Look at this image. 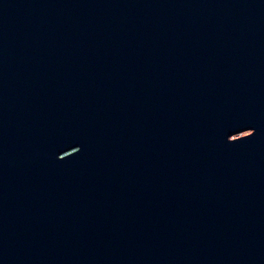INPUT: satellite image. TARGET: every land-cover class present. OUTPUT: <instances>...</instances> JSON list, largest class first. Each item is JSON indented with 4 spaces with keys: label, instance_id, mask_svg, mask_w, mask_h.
I'll return each instance as SVG.
<instances>
[{
    "label": "water",
    "instance_id": "obj_1",
    "mask_svg": "<svg viewBox=\"0 0 264 264\" xmlns=\"http://www.w3.org/2000/svg\"><path fill=\"white\" fill-rule=\"evenodd\" d=\"M0 264H264V0H0Z\"/></svg>",
    "mask_w": 264,
    "mask_h": 264
}]
</instances>
